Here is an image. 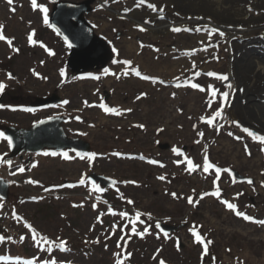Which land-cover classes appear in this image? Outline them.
<instances>
[{"label":"rangeland","instance_id":"rangeland-1","mask_svg":"<svg viewBox=\"0 0 264 264\" xmlns=\"http://www.w3.org/2000/svg\"><path fill=\"white\" fill-rule=\"evenodd\" d=\"M57 1L88 2L82 17L94 32L92 54L98 49L100 53L82 72L69 66L71 47L50 24ZM251 3L241 5L245 15L259 20L264 7ZM37 5L47 8V24L32 0H13L12 4L0 0L3 35L12 40L11 45L0 40V64L9 65L8 70L0 69V82L6 85L0 96L9 89L29 98L55 93L60 100L32 111L24 105L22 112L7 111L5 104H0V125L30 127L41 119L62 116L65 134L88 142L91 149L74 153L43 148L24 163L21 172L17 159L6 164L9 144L5 136L0 137V175L9 182L7 198H0V237H4L0 240V264H160L161 260L165 264H264V237L260 236L264 224L250 222L247 228L243 217L222 202L237 205L238 211L256 221L264 220V144L242 128L264 134L234 116L245 101H241L243 90L232 73L233 62L248 61L253 57L248 53H255L258 46L264 48V27H254L246 36L212 33L200 39L213 28L198 30L189 25L180 32L172 28L167 33L149 29L166 18L165 0H37ZM136 11L142 14L134 18ZM33 31L35 43H30ZM234 40L238 50L233 47ZM165 52L169 61L182 59L179 75L161 74L155 82L144 79L157 77L140 61L147 66L156 64L158 58L166 59ZM209 72L226 75L228 80L208 76ZM209 86L217 90L215 97ZM193 92L198 95L195 100H203L202 112L193 122L164 116L169 101L190 100ZM224 92L229 94L226 101ZM254 100L264 120V97ZM218 108L223 109L222 117L208 125L202 118L211 117ZM144 109L151 110L149 116H141ZM221 126L229 132L216 142L213 137ZM164 143L166 148L161 146ZM65 152L69 158L64 157ZM88 153L97 155L89 158ZM205 157L221 169L219 177L215 168L203 171ZM186 158L199 167L189 171ZM153 160L158 163H151ZM227 168L251 178L252 183L233 181L229 172L223 171ZM91 173L117 183L111 187L93 183L88 179ZM217 185L220 197L203 196L214 192ZM188 197L198 203L189 204ZM160 221L179 227L162 233L156 227ZM145 228L148 231L139 235ZM190 229H195L203 242H198ZM246 230H252L247 237L254 239L253 244L245 243ZM60 240L66 241V250L59 247ZM209 240L212 243L207 244Z\"/></svg>","mask_w":264,"mask_h":264},{"label":"bare ground","instance_id":"bare-ground-1","mask_svg":"<svg viewBox=\"0 0 264 264\" xmlns=\"http://www.w3.org/2000/svg\"><path fill=\"white\" fill-rule=\"evenodd\" d=\"M165 1L168 3L166 18L164 20L156 22V24L154 25L149 26V29L154 33H167L172 28L188 27L189 25H192L193 28L198 30H203L210 27L218 28L219 30H221V32L226 33L230 36H241V33L246 36L252 32L254 27H264V14L259 20L245 15L247 13L242 6H244L245 3L249 2L250 0ZM251 1V5L264 7V0ZM140 14L142 13L136 11L132 14V16L135 18L136 15L138 16ZM208 36H210V34L204 32V36L200 37V39H205ZM249 43H251V40L249 41ZM183 45L186 46L185 44ZM233 45L235 50H238V47H240L238 45V42L235 40L233 42ZM129 46L131 45H128V47ZM258 47L259 48L256 49L257 51L255 50V53L247 54L248 56L253 55V57H251L248 61L237 60L236 62L232 63V73L235 79V83H237L241 87V90H243L241 97H243L244 100L241 101H245V104L243 103V106L238 107L240 109L239 111H234V116L238 117V120L243 121L246 125L262 130V133L264 134V120L262 119L263 116L260 112V108L254 103V99H256L258 96L264 97V48L261 46ZM165 54L166 59L163 60L161 58H158L159 61H155L157 62L156 64H150L147 66L144 62L140 61L142 67L148 69L150 68V70L153 71L152 73H154L153 75H156L158 79L162 78L161 74H163L164 77L178 76V66L182 62V59H180V61H169L167 52H165ZM233 54L235 55V52ZM234 57L235 58L233 60H236V56ZM194 93L195 92H193L192 94ZM197 96L198 95H196L195 93L194 96L190 98V100H179V98L171 100L162 113H164V116L168 115L171 119L181 118L182 120H185L187 122H193L196 118V115L199 112H202V109L199 108H201L200 105L203 100H195L194 97ZM150 112V109H144V111L140 114L141 116H149ZM194 132L199 133L200 131L195 129ZM228 132L229 129L221 126L215 133L213 139H216L217 142L219 136H222L223 134ZM242 139L244 141H247V138L244 135L242 136ZM227 149H230V146L228 144L226 145V150ZM18 173L19 171H17L15 175ZM250 222L252 221L243 218V223L247 228H250ZM250 234H252V230H246V237H244V239L245 243L248 245L253 244L251 240H254L251 237H247ZM260 236L264 237V235L261 234ZM262 239L264 240V238Z\"/></svg>","mask_w":264,"mask_h":264},{"label":"water","instance_id":"water-1","mask_svg":"<svg viewBox=\"0 0 264 264\" xmlns=\"http://www.w3.org/2000/svg\"><path fill=\"white\" fill-rule=\"evenodd\" d=\"M88 9V2L59 1L50 16V23L55 27L61 36L68 37L67 42H71L72 49L68 57V64L74 70L81 71L92 66L97 59L100 50L93 55L89 50L91 43L95 40L93 29L82 18V14ZM60 100L55 93L47 97H35L30 101V107L41 108L55 104ZM62 116H54L39 120L29 128L14 127L7 125L3 128L6 137L11 138L10 156L21 154L24 151L37 152L43 148L61 150L68 148L75 153H85L90 150L88 142L65 134L61 122ZM43 121V123H40ZM8 140V139H7ZM166 148L167 144H161ZM231 169L230 176L236 182H244L249 177H245L235 169ZM93 182L104 186H112L115 180L103 175L91 173L88 175ZM251 179V178H250ZM252 180V179H251ZM9 182L0 176V198L6 199L8 195ZM179 226L159 223L158 228L163 232L174 231Z\"/></svg>","mask_w":264,"mask_h":264},{"label":"snow or ice","instance_id":"snow-or-ice-1","mask_svg":"<svg viewBox=\"0 0 264 264\" xmlns=\"http://www.w3.org/2000/svg\"><path fill=\"white\" fill-rule=\"evenodd\" d=\"M144 2H145V0H140V3H144ZM8 3H9V4H12V3H13V0H8ZM32 5H33V8H34V9H35L36 7H40V9L42 10V12L44 13V23L47 24V23H48V16H47V11H48V10H47V8L44 7L43 5H37V0H32ZM149 6L152 7V8H155V5H149ZM14 10H15V9H13V11H14ZM3 30H4V25H3V24H0V40H7V42L11 45L12 40H11V39H8L7 37H5V36L3 35ZM141 30L143 31L144 29L141 28ZM172 30H173V31H176V32H180L182 29H181V28H174V29H172ZM57 31H59V30H57ZM212 33H219V35H221V36L224 35V33L221 32L218 28H213V29H211L210 35H211ZM34 34H35L34 31H33L32 33L29 34V42H30V43H35V41L33 40V36H34ZM64 39H65V41H68V37L65 36ZM68 46H69V47H72L71 42H68ZM15 50H16V51H19V49H15ZM113 50L116 51L115 49H113ZM193 51H194V50H193ZM123 63H125V64H131V61H124ZM107 71H108V70L105 69V72H107ZM61 74H62V75L64 74V73H63V70H61ZM135 74H136L137 76H140V75H141V73H140L139 70H136V71H135ZM196 75H199V73H196ZM207 75H208V76H215V77H217L218 79H221V80H228V77H227L226 75H222V74H217V73L209 72V73H207ZM9 77L11 78V74H9ZM144 79H146V80H148V79H152V80L155 82L158 78L149 77V76H144ZM160 82H161V83H164L163 81H160ZM5 87H6V85H5L3 82H0V92H2V91L5 89ZM192 87H194V88H200L202 91L204 90L203 88H201V86H200L199 84H192ZM228 87H231V84H229ZM209 89H210V91H211V95H212L213 97H215L216 94H217V90H216L214 87H212V86H209ZM141 95H146V93H142ZM173 95H175V94L173 93ZM228 95H229V94H228L227 92L222 93V97H223V99H224L225 101L227 100ZM139 98H140V97H137V99H139ZM65 103H67V101H65ZM209 106H211V101L209 102ZM0 107H2V106H0ZM26 110H28V111H32L33 109H26ZM105 111L115 112L116 110H115V109H110V108H105ZM127 111H131V109H128ZM222 113H223V109H222V108H218V109H216V110L214 111V113L211 115V117H208V118H202V119H204V121H205L208 125L212 126V125L214 124V121L216 120L217 117H222ZM40 123H43V121H40ZM232 123H235V124H237L238 126H240L238 121H232ZM139 127L143 128L144 125L141 124V125H139ZM241 127H242V126H241ZM242 130H243L244 132L248 133V135L251 136L254 140H256V141H258V142L264 144V135H261V134L255 132V131H253V130H251V129H249V128H246V127H243ZM159 131H162V129H160ZM199 135L203 136V133H199ZM0 137H4V133H3V132H0ZM4 138L8 139V142H9V144L11 145V142H12V141H11V138H10V137H4ZM238 138H239V137H238ZM197 143H198V141H197ZM246 147H247V146H246ZM261 150L264 151V149H261ZM45 155H47V153H45ZM53 155H55V153H53ZM63 155H64L65 158H69V157H68V153L65 152ZM96 155H97L96 153H88V154H87V156H88L89 158H94ZM117 155H119V154H117ZM249 155H250V153H249ZM186 159H187V158H186ZM7 163H8V164H11V161H7ZM151 163H154V164H155V163H158V161L153 160V161H151ZM187 163H188V165H189V168H188L189 171H194L197 167H199V165H195V164H193V162H192L190 159H187ZM211 168H215L216 175H217V177H219V174H220V172H221V169L218 168V167H216V166L213 165L212 163H210V162L207 160V157H205V166H204V168H203V171H204V172H208L209 169H211ZM19 171L23 172V171H24V168L21 167V168L19 169ZM223 171H226V172H229V173L232 172L231 169H224ZM13 175H15V173H13ZM159 179L164 180L165 177H164V176H160ZM29 182L37 183L36 181H29ZM84 182H85L84 179H81V180L79 181V183H81V184H83ZM247 182H248L249 184H251V183H252V180H251L250 178H248V179H247ZM113 183H115V182H113ZM128 183H136V182H135V181H129ZM214 183H216V182L214 181ZM98 190H99V189H98ZM220 193H221V190H220L219 186L217 185V187H216V189H215L214 192H212V193H207V192H206V193L203 194V196L213 195V196H216V197H220ZM171 195H172L174 198L177 197V194H176L175 192L171 193ZM237 195H241V194L238 193ZM203 196H201V199H203ZM222 202L226 205L227 208L232 209V210H235V211H236V215L241 216V217H243L244 219L249 220V221H252V222H254V223L264 224V220L256 221L254 217L249 216V215H247V214H245V213H243V212L238 211V210H237V205H235V204H233V203H231V202H229V201H227V200H224V201H222ZM128 203H133V202H132L131 200H129ZM188 203H189V204H194V203H198V201H195V202H194L193 199H192L191 197H188ZM109 211H111V208L109 209ZM121 215H122V216H126L127 213H121ZM139 215H140V214L137 213V217H139ZM148 215H149V217H150L151 214H148ZM157 226H159V223H157ZM28 227H29V228H32L31 225H28ZM32 230H33V232H35V229H32ZM132 231H133V232H136V228H135V226H133ZM147 231H148V229L145 228V229H144V232L139 233V235L143 236L144 233H146ZM190 231L193 232V235L195 236V238H196V240H197L198 242H203V237H202L198 232H196L195 229H190ZM3 239H4V237H0V240H3ZM23 239H24V237H21V241H23ZM97 242H98V241H97ZM210 243H212V241H210V240L207 241V244H210ZM207 244L204 245V251H205V253L207 252ZM59 247L61 248L62 251H63V250H66V241H64V240H60ZM177 247H179V244H177ZM128 255L130 256L131 253H128ZM28 264H32V261H28ZM52 264H56V262L53 261ZM160 264H165V262H164L163 260H161V261H160Z\"/></svg>","mask_w":264,"mask_h":264},{"label":"flooded vegetation","instance_id":"flooded-vegetation-1","mask_svg":"<svg viewBox=\"0 0 264 264\" xmlns=\"http://www.w3.org/2000/svg\"><path fill=\"white\" fill-rule=\"evenodd\" d=\"M94 43H91L89 50L94 51ZM16 96V97H13ZM33 98H29L24 93L18 92L14 93V90H6L0 96V104H5V110L22 112V106L28 105L29 101ZM16 107V108H15ZM24 110V109H23ZM0 130L2 131V125H0Z\"/></svg>","mask_w":264,"mask_h":264},{"label":"trees","instance_id":"trees-1","mask_svg":"<svg viewBox=\"0 0 264 264\" xmlns=\"http://www.w3.org/2000/svg\"><path fill=\"white\" fill-rule=\"evenodd\" d=\"M9 65L8 64H0V69L8 70ZM11 73V72H9Z\"/></svg>","mask_w":264,"mask_h":264}]
</instances>
